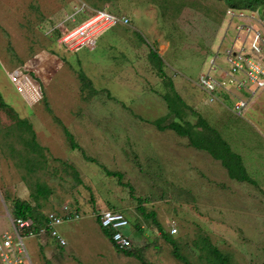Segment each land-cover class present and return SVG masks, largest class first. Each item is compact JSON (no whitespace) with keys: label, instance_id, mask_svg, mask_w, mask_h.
<instances>
[{"label":"rangeland","instance_id":"1","mask_svg":"<svg viewBox=\"0 0 264 264\" xmlns=\"http://www.w3.org/2000/svg\"><path fill=\"white\" fill-rule=\"evenodd\" d=\"M109 15L130 23L114 26ZM262 30L264 8L229 9L222 0H0V94L11 108L0 106V236L13 230L20 199L38 217L65 206L81 213L59 228L65 247L25 240L33 264H184L164 234L193 264H205L199 246L211 243L231 264H264V90L239 117L229 100L208 105L198 86L215 50ZM152 50L174 89L152 65ZM82 71L99 91L94 98ZM166 94L196 112L185 120L195 124L198 113L208 121L255 184L231 179L220 161L154 125L174 119ZM12 110L33 125L43 158L28 162L32 135L20 136ZM63 126L125 185L72 150ZM140 207L156 214L162 232ZM104 209L129 218L125 233L138 256L105 235L97 221Z\"/></svg>","mask_w":264,"mask_h":264},{"label":"built area","instance_id":"2","mask_svg":"<svg viewBox=\"0 0 264 264\" xmlns=\"http://www.w3.org/2000/svg\"><path fill=\"white\" fill-rule=\"evenodd\" d=\"M113 18L114 26H127L130 23L128 19ZM62 46L66 50L76 52L84 47L92 50L96 43L85 44L76 51L68 49L66 44ZM198 86L206 94L208 105L223 104L229 100L233 103V114L243 117L253 98L264 90V30L256 33L252 31L251 37L240 33L232 43L215 50L207 69L199 79ZM80 215L77 210L73 211L69 206H65L60 212L46 214L47 222L42 227L32 218L13 217V230L0 236V264H33L26 239H35L41 243H47L50 239L58 246H67L59 228L65 223L81 220ZM97 218L101 227L112 233V243L118 250H134L133 236L125 233L131 224L123 212L104 209L97 213ZM177 232V228H172V234Z\"/></svg>","mask_w":264,"mask_h":264},{"label":"trees","instance_id":"3","mask_svg":"<svg viewBox=\"0 0 264 264\" xmlns=\"http://www.w3.org/2000/svg\"><path fill=\"white\" fill-rule=\"evenodd\" d=\"M226 4L229 9H249L253 11H259L260 8H264V0H222ZM227 11V10H226ZM150 60L152 65L156 68L158 74L161 76L164 83L170 88L174 89V84L171 81H168V77L166 75L164 69V61L161 59L157 51L152 50L150 52ZM79 78L81 81L86 85L87 88H92L91 98L96 97L99 94V91L93 88V83L91 80L86 76V74L82 71L79 74ZM167 108L170 113V117L172 116L174 119L171 120L166 125H163L161 120H157L154 122V125L161 131H174L177 135L187 138L190 145L193 148H196L200 151H204L211 155L215 160L220 161L222 166L227 170L228 175L231 179L236 180L240 183H248V184H255L254 180L249 176L248 171L244 165L243 158L234 153L232 151L231 146L222 139V137L218 134V132L205 120L201 117L198 113L196 116L198 120L195 124L192 122L185 120L186 111L193 109L185 104L182 98H179V102H172V99L166 94L163 96ZM108 98H113L111 94H108ZM0 106L9 109L10 106L3 100L2 95L0 94ZM11 109V108H10ZM14 113V111L12 110ZM193 113H196L193 111ZM14 115L18 116L14 113ZM16 127L21 131L20 136H23L24 133H28L32 135L31 138V154L34 156L33 158L29 159L28 162L32 163L33 161L37 160V156L39 158H43V148L37 142L36 133L33 129V125L26 119H19L16 122ZM64 133L67 136L69 145L72 150H80L82 154L85 156V159L89 162H93L98 164L102 167L107 174V176L112 178H117L121 185L123 184V174L120 172H113L108 170L105 166L98 163L97 160L89 157L84 150L79 146L76 142L74 135L65 127L63 126ZM35 167V164L32 165ZM77 177H79V172L74 166H70ZM36 168V167H35ZM30 172H34L30 171ZM46 191V189H44ZM49 192L46 191V195ZM139 211L147 218L152 219L154 223L157 225L159 230L162 232L163 227L157 221L156 214L151 212L149 214L146 213V210L142 207L139 208ZM79 212V210H77ZM13 217L14 218H32L36 221L38 226L42 227L46 224V217L45 214L42 217H38L37 214L33 211V207L25 201L17 199L13 202ZM128 218V217H127ZM129 219V218H128ZM99 223V219L97 218ZM130 221V220H129ZM100 224V223H99ZM101 226V225H100ZM102 228V227H101ZM103 229V228H102ZM104 230V229H103ZM105 235L109 238L112 242V233L104 230ZM133 236V234H131ZM165 239L175 247L174 256L177 260L181 261L184 264H193L187 257H185L182 253H180L177 242L169 235L164 234ZM113 244V243H112ZM204 245L199 246L201 250V255L205 253L204 260L206 261L205 264H231L230 259L218 248H216L212 243L210 247H203ZM116 248V247H115ZM117 249V248H116ZM118 250V249H117ZM136 249L130 250H118L121 253H124L127 257L138 256ZM201 261L202 258L200 257ZM144 264H151L146 263Z\"/></svg>","mask_w":264,"mask_h":264},{"label":"crops","instance_id":"4","mask_svg":"<svg viewBox=\"0 0 264 264\" xmlns=\"http://www.w3.org/2000/svg\"><path fill=\"white\" fill-rule=\"evenodd\" d=\"M56 57H57V56H56ZM57 58H59V57H57ZM59 59H60V58H59ZM60 60L62 61V64H64L65 61H64L63 59H60ZM60 69H61V68H60ZM60 69H59V70H60ZM59 70H57V72H58ZM55 74H56V73H55Z\"/></svg>","mask_w":264,"mask_h":264}]
</instances>
